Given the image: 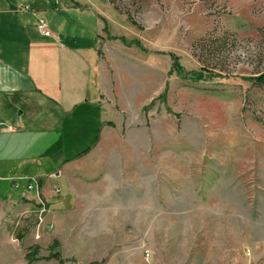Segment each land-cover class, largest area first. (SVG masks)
Here are the masks:
<instances>
[{
	"label": "rangeland",
	"instance_id": "rangeland-1",
	"mask_svg": "<svg viewBox=\"0 0 264 264\" xmlns=\"http://www.w3.org/2000/svg\"><path fill=\"white\" fill-rule=\"evenodd\" d=\"M47 1L53 31L79 34L82 46L98 36L99 51L113 61V97L125 102H108L94 147L99 153L87 159L100 168L94 180L78 185V211H66L58 225L47 222L52 205L40 186L44 219L36 197L33 223H22L25 213L18 218L17 244L18 232H34L27 264L51 258L64 264H264V85L249 80L264 70V0H139L133 21L107 0H65L86 8L62 17L65 28L54 10L58 0ZM101 8L112 12L102 27L94 14ZM215 29L236 36L222 55L224 69L214 71L221 75L195 81L171 71L173 56L184 72L198 70L192 44ZM89 114L81 111L75 124L81 129L71 136L69 127L75 128L66 124L63 144L49 146L43 158L49 171L62 147L70 158L94 145L97 125L85 123ZM62 198L61 206L71 205L70 193ZM68 227L87 243L55 237ZM82 229L87 233L76 236Z\"/></svg>",
	"mask_w": 264,
	"mask_h": 264
},
{
	"label": "crops",
	"instance_id": "crops-1",
	"mask_svg": "<svg viewBox=\"0 0 264 264\" xmlns=\"http://www.w3.org/2000/svg\"><path fill=\"white\" fill-rule=\"evenodd\" d=\"M34 1L0 0V264H27V248L34 242L33 231L27 235L18 232L17 237L22 242L17 244L14 241L13 230H17L18 218L27 214L22 220L27 225L33 223L35 213V193L25 191L22 184H27H21L19 180L27 183L31 178L40 180L43 197L52 205L47 222L58 225L66 211H78L77 204L81 203L77 194L78 185H81L82 179L86 183L94 180V173L100 168L97 162L89 165L87 159L99 153L94 147L103 122L107 120L108 102H125L118 96L113 97L115 89L111 83L114 78L108 70L113 61L108 62L104 53L99 51L98 36L94 43L90 41L84 46L80 43L82 37L74 32L64 34L50 27L51 36H44L35 20L41 17L47 20L46 11L50 12L52 8L47 0H40L35 5L32 4ZM26 5L32 9L25 10ZM81 7L79 2L74 4L58 0L54 10L61 13L58 16L59 26L66 27L67 20L62 17H69L71 11L81 10L84 13L86 8ZM94 14L100 27L104 25L103 21L111 23V10L95 9ZM119 57L124 59L122 55ZM19 109V117H15ZM87 110L90 114L85 123L97 125L94 145L70 158L63 156L65 146L62 147L56 160L59 164L49 171L43 164V158L51 154L49 146L56 140H61L63 144L66 124L75 128L69 127L71 136L81 129L75 124L81 111ZM9 126L15 130L10 131ZM35 144L39 145L35 150L26 148ZM31 161L36 166L31 165ZM65 191L71 196L72 203L68 207L59 204ZM75 229L68 227L65 233L54 234L57 239L69 235L72 241L86 244L87 239L72 237ZM49 233L42 231L43 239L50 236ZM84 233L87 232L82 229L76 236ZM98 237H89L90 243L93 240L97 242ZM60 241L61 247L64 246V238L63 242ZM121 258L123 260L124 255ZM32 264L64 263L51 258L39 259Z\"/></svg>",
	"mask_w": 264,
	"mask_h": 264
},
{
	"label": "trees",
	"instance_id": "trees-1",
	"mask_svg": "<svg viewBox=\"0 0 264 264\" xmlns=\"http://www.w3.org/2000/svg\"><path fill=\"white\" fill-rule=\"evenodd\" d=\"M118 12L126 14L132 21L137 13L141 10L139 0H132L128 5L123 0H107ZM259 32L264 39V27L260 28ZM236 42V36L229 31L217 32L216 29L206 33L205 36L197 39L192 44V54L197 58L200 64L198 70H191L190 72H184L180 60L177 56H173V65L171 71H175L182 75L185 79H191L200 81L203 78H213L214 76L221 75L215 73L216 69H224V58L222 55L229 51V47L233 46ZM206 73V74H205ZM259 75L252 77L255 85H264V70L258 73ZM29 263L33 260L31 253L27 255Z\"/></svg>",
	"mask_w": 264,
	"mask_h": 264
},
{
	"label": "built area",
	"instance_id": "built-area-1",
	"mask_svg": "<svg viewBox=\"0 0 264 264\" xmlns=\"http://www.w3.org/2000/svg\"><path fill=\"white\" fill-rule=\"evenodd\" d=\"M25 10H31L32 8H30V6L26 5L24 7ZM35 12V10H33ZM37 27H38V30L41 34H43L44 36H51V30H50V27H49V24L47 22V20L43 17L39 18L38 19V23H37ZM9 130L10 131H14L15 128L13 126H9ZM40 180L38 179H34V178H31L30 180H28V183H27V188L29 191H33L35 193V196H36V199L39 201L38 203H41L40 205V215L39 217L41 219H44L42 216V214L45 212V208H44V201L41 199V192H40ZM42 221V220H41ZM35 237H39V234H37Z\"/></svg>",
	"mask_w": 264,
	"mask_h": 264
}]
</instances>
